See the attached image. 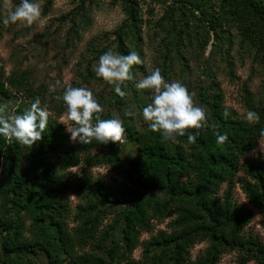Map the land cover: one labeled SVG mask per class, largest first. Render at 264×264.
I'll return each mask as SVG.
<instances>
[{"label":"trees","instance_id":"trees-1","mask_svg":"<svg viewBox=\"0 0 264 264\" xmlns=\"http://www.w3.org/2000/svg\"><path fill=\"white\" fill-rule=\"evenodd\" d=\"M123 2L135 26L136 0ZM222 4L216 12L205 0H171V6L182 15L188 11L198 21H206L215 38L224 14L241 17L249 32L258 27L257 45L264 52V0H222ZM118 51L128 54L122 42ZM244 86L245 105L258 117L251 124L223 103L220 91L208 93L202 86L197 96L207 124L186 129L183 136L166 139L152 132L148 122L138 128L130 116L118 117L124 128L121 139L132 142L136 153L122 170L125 181L107 182L93 176L87 167L107 163L120 168L119 141H109L101 153L95 152L102 145L95 140L70 142L56 120L66 112L62 96L55 101L51 92L34 88L20 75L0 78V104L13 93L23 97L5 116L22 113L37 97L49 112L48 126L28 154L24 171L23 158L30 147L0 137V264H35L29 253H41L47 264H217L222 254L231 251L239 253L241 263L264 264V239L244 233L250 214L232 198L230 187L223 196L218 195V187L242 169L246 175L239 178L241 190L264 216V160L246 166L241 162L264 137V100L255 105ZM112 101L122 105L117 94ZM225 109L230 113L227 118L222 115ZM99 115L101 119L115 118L111 112ZM197 132L190 143L188 135ZM217 135L227 139L217 143ZM79 163L84 168L71 183L65 170ZM127 182L136 187L129 189ZM67 190L81 200L71 227L69 206L63 198ZM170 211L173 217L166 229L152 233L153 222L162 221ZM22 213L28 215L29 224L21 219ZM112 214L113 222L104 224ZM143 232L151 233L148 239H140ZM199 242H206V248L191 259L190 251ZM86 245L94 248L79 252ZM138 246L142 251L135 259L132 255Z\"/></svg>","mask_w":264,"mask_h":264},{"label":"rangeland","instance_id":"rangeland-1","mask_svg":"<svg viewBox=\"0 0 264 264\" xmlns=\"http://www.w3.org/2000/svg\"><path fill=\"white\" fill-rule=\"evenodd\" d=\"M205 1L216 12L223 5L222 0ZM38 2L41 7L39 20L25 27L19 22L7 25L2 22L20 0H0V78L10 74L20 75L34 88L39 87L47 93L50 92L49 86H54L55 90L51 93L55 101L68 86L85 88L92 92L96 101L100 100L104 112H111L115 118L130 116L138 128L146 122L142 110L152 102L153 93L148 89H137L136 84L157 68L165 82L181 83L197 107H201L197 96L200 86L208 93L220 91L223 103L242 119H247L250 112L243 98L244 85L251 92L255 105L264 100V52L259 51L257 45L260 31L252 25L253 30L249 32L239 16L224 14L218 37L215 38L213 30L207 29L206 21H198L188 11L182 15L171 6V0H136L135 26L128 19L123 0ZM119 42L123 43L128 53L136 52L142 61L130 70L132 78L121 85L125 95L120 106L112 101L115 96L113 86L96 77L94 72L104 52L112 50L120 55ZM22 101L20 93L3 99L1 114L11 113ZM128 112L132 115H126ZM62 115L66 112L56 118L58 122ZM119 143L120 168L107 163L88 166L93 176L104 178L107 182L117 178L125 181L122 170L128 168V160L135 155L136 148L132 142L122 139ZM33 146L26 150L21 171L26 169L28 154ZM106 150L107 145L102 144L95 152ZM259 159L264 160V137L241 158V162L246 166ZM82 168L84 165L79 163L65 170L71 183L80 175ZM245 175L240 169L232 179L218 187V195L223 196L230 187L232 198L250 214V221L244 227L245 235L252 234L263 240L264 216L246 199L240 187L239 178ZM127 185L129 189L136 187L132 182H127ZM63 198L69 206L68 226L71 227L74 225L75 207L81 200L71 190H67ZM172 217L170 211L162 221H154L152 233L166 229ZM21 219L26 224L30 222L25 213L21 214ZM110 222H113V214L103 223ZM150 234L143 232L140 239H148ZM206 245V242L196 243L190 251L191 259L204 251ZM91 247L94 248L93 245H86L79 252H90ZM141 251V246H138L132 257L139 258ZM29 255L35 264H47L41 253ZM240 258L237 251H231L222 254L217 264H255L253 261L241 263Z\"/></svg>","mask_w":264,"mask_h":264},{"label":"clouds","instance_id":"clouds-1","mask_svg":"<svg viewBox=\"0 0 264 264\" xmlns=\"http://www.w3.org/2000/svg\"><path fill=\"white\" fill-rule=\"evenodd\" d=\"M40 14L38 0H20L2 22L5 25L19 22L27 27L37 22ZM140 63L142 61L136 52L119 55L108 50L100 55L94 72L96 77L113 86L115 94L123 97L125 92L121 85L132 78L131 66ZM136 88L148 89L153 93L152 102L142 110V117L148 122L152 132H159L166 139H174L176 136L185 135L186 129H200L206 126L205 110L194 106L191 95L181 83L165 82L158 68L140 80ZM54 90V86L50 85L49 91ZM62 100L66 115L60 117L59 123H62L70 134V142L89 144L95 140L100 144H107L109 141L121 140L124 132L122 121L117 118L101 119L99 114L103 108L94 99L91 91L68 86L62 94ZM40 105L41 101L37 97L31 106L20 114L0 115V137L8 143L15 142L27 147L39 141L48 126L49 118V112ZM126 115L132 113L128 112ZM222 115L227 118L230 113L225 109ZM246 118L250 124L258 120L254 112H248ZM198 134H189L188 141L194 142ZM226 139L225 135H217V143Z\"/></svg>","mask_w":264,"mask_h":264}]
</instances>
